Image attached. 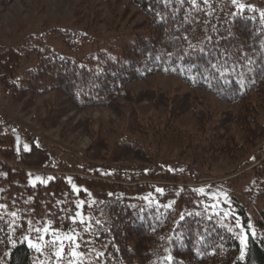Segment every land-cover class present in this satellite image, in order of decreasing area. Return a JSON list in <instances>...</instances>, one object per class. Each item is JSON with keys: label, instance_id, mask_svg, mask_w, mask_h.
I'll list each match as a JSON object with an SVG mask.
<instances>
[{"label": "trees", "instance_id": "trees-1", "mask_svg": "<svg viewBox=\"0 0 264 264\" xmlns=\"http://www.w3.org/2000/svg\"><path fill=\"white\" fill-rule=\"evenodd\" d=\"M13 1L0 0V5ZM129 4L144 18L128 38L95 39L88 51L79 47L86 35L72 27L47 30L64 42L69 53L41 47L33 36L17 47L0 43L2 89L11 93L25 114L40 96L54 95L41 119L46 128L75 109L101 106L122 112V101L134 107L147 100L151 110L143 115L132 108L121 134L99 129L84 149L89 161L99 156L111 161L136 157L150 165L140 167L138 175L95 171L86 178L76 173L78 183L96 196L84 230V258L73 259L70 254L61 258L54 251L35 263L23 231L0 204V264H264V204L255 217L258 233H249L247 246H242L237 234L206 209L197 206L179 212L176 200L182 199L183 191L178 186L188 184L180 183V172L153 163L168 139L180 143L181 159L193 152L214 165L223 156L246 154L248 145L264 150V144L262 149L258 144L264 139V17L250 9L264 0L236 4L233 0H129ZM238 4L245 5L243 13ZM31 56L33 64L20 70L22 61ZM156 73L176 75L192 89L234 108L215 116L203 97L190 92L132 89L134 82ZM189 112L194 123L180 126L179 119ZM0 135V185L17 180L24 184L25 194L38 191L40 186L29 183L28 170L49 160L48 149L34 143L30 152L21 149L14 164L12 136L7 131ZM259 150L249 152L252 159ZM54 173L46 188L61 193L67 186L66 172ZM256 183L262 184L264 199L263 167L257 169ZM154 184L164 192H157Z\"/></svg>", "mask_w": 264, "mask_h": 264}, {"label": "rangeland", "instance_id": "rangeland-1", "mask_svg": "<svg viewBox=\"0 0 264 264\" xmlns=\"http://www.w3.org/2000/svg\"><path fill=\"white\" fill-rule=\"evenodd\" d=\"M251 6L250 9L264 13V4ZM127 9L126 16L120 19ZM136 12L137 7L129 4V0H14L9 5H0V43L17 47L24 44L27 37L33 36L40 40L41 47L49 46L59 52L69 53L64 42L47 31L51 27L61 26L81 30L86 36L79 47L88 51L95 46L94 43L91 44L95 39L104 40L117 35L119 39L128 38L130 30L144 18ZM34 58L31 56L30 59L23 60L20 70L30 67ZM156 87L168 92H190L201 96L215 116L234 108L210 93L192 89L180 77L172 74L156 73L132 84L134 91ZM53 97V94L40 96L31 111L25 114L21 106L14 103L11 93L2 89L0 76V133L7 131L12 136L15 156L10 161L14 164L17 162L20 154L16 151L17 146L21 151L25 144L31 147L35 143L48 149L50 156L42 166L28 170L29 183L36 176L47 179L55 176L54 172H66L67 186H64L61 193L54 192L53 187L47 189L39 181L35 185L40 186L38 191L33 190L29 194L22 191L24 184L17 180L12 183L4 181L0 185V204L8 217L21 228L25 237L41 246L40 252L31 248L35 263L59 250L60 245L53 244L56 240L53 233L59 236L75 234L80 245L77 251L81 254L77 259L85 256L87 245L83 241L84 230L89 207L96 196L94 191L78 183L77 174L86 178L92 177L95 171L110 176L113 173H119L117 175L120 176L131 173L138 175L140 167L150 166L136 157L111 161L110 158L99 156L100 158L89 161L84 153L99 129L109 130L114 136L121 134L124 131L126 113L132 108L138 109L143 115L148 114L151 111L149 101L144 100L134 107L127 101H122V112L101 106L75 109L63 115L64 118L56 126L46 128L41 119L47 114V103ZM194 119L190 112L186 113L179 119V125H192ZM1 137L0 135V139ZM258 144L262 149L264 139ZM247 148L246 154L239 152L235 158L223 156L214 165L211 162L204 163L207 160L196 158L193 152H187L186 159H181L180 143L168 139L161 143L159 155L153 163H165L171 171L182 174L179 176L180 183L188 184L178 186L183 191L182 199L176 200L179 212L182 209L188 211L197 206L202 207L219 217L238 237L243 230L248 239L249 233H258L255 217L264 204L260 195L262 184H254L257 169L264 168V150L260 151L259 146L254 149L252 145ZM256 150L260 152L256 159H252L250 153ZM107 151L102 152L106 154ZM72 184L81 189L79 194L73 192ZM154 185L156 188V184ZM199 189H203V192ZM147 194L152 195L150 192ZM80 200L85 201V205L82 209H77L76 204ZM77 212L82 213L85 223H80L78 216L76 222H73L72 218ZM45 227L49 229L46 235L42 231ZM37 228L41 229L40 233L35 231ZM41 235L44 236L43 240L39 239ZM71 251L69 242L65 241L64 254L71 255Z\"/></svg>", "mask_w": 264, "mask_h": 264}, {"label": "snow or ice", "instance_id": "snow-or-ice-1", "mask_svg": "<svg viewBox=\"0 0 264 264\" xmlns=\"http://www.w3.org/2000/svg\"><path fill=\"white\" fill-rule=\"evenodd\" d=\"M192 2L195 3V0H192ZM205 3H207V0H205ZM233 3L236 4L237 0H233ZM237 7L241 10V13H243V11L246 10L245 5H243V4H238ZM253 11H254V9H253ZM261 16L264 17V13H261ZM213 67H216V66L214 65ZM17 140H19V138H17ZM38 146L39 145L37 144V147ZM23 150L25 152H30L31 148L27 144H25L23 146ZM16 151L18 153L20 152V147L19 146H17ZM52 179H54V178L53 177H48L47 179H43L40 176H36L34 180H30V183L32 184L33 187H35L37 181H39L43 185H47L48 181L52 180ZM69 183L71 184V180L70 179H69ZM72 190H73V192H75L77 194H79L80 191H81V189H79L75 184H72ZM84 191L87 192V190H84ZM156 191L160 192V193H163L164 189L158 188V189H156ZM199 191L203 192V189H199ZM89 195H90V193H89ZM146 199H147V197H146ZM84 205H85V201L80 200V201L77 202L76 208L77 209H82L84 207ZM12 215H15V213H13ZM77 216L80 217V220H79L80 223H82V224L85 223V220H84L83 215H82L81 212H77L76 213V216H74L72 218L73 222H76V217ZM181 219H183V217H181ZM97 223H99V221H97ZM35 231L37 233H40L41 229L37 228V229H35ZM42 231L46 235L49 232V229L47 227H45V228H43ZM53 235L56 236V240L53 241V244L55 245V244L58 243L60 245L59 250L55 253L57 257H61V258L63 257L65 241L69 242V247L72 249L71 256H72L73 259H76V258H78L81 255L77 251V249H79L80 245H79V243H77L79 238L75 234H67V235L59 236L56 233H53ZM39 239L43 240L44 236L41 235L39 237ZM25 240H27L28 246L30 248H34L37 252L41 251V246L39 244H34L30 239H28V237H25ZM239 240H240V244L241 245H243L245 247L247 246V243H246L247 237H246V235L243 234V230L241 231V235L239 236ZM168 259L171 260L172 257L169 256ZM70 264H71V262H70Z\"/></svg>", "mask_w": 264, "mask_h": 264}]
</instances>
